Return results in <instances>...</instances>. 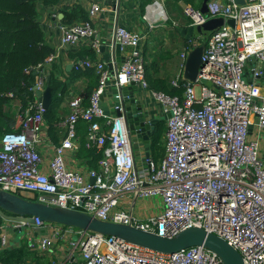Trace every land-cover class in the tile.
Here are the masks:
<instances>
[{
	"label": "built area",
	"instance_id": "1",
	"mask_svg": "<svg viewBox=\"0 0 264 264\" xmlns=\"http://www.w3.org/2000/svg\"><path fill=\"white\" fill-rule=\"evenodd\" d=\"M102 10L93 5L89 14L95 17ZM183 14L192 26L216 18H223L225 25L204 46L203 67L196 83L187 81L182 98L150 89L145 61L137 49L140 36L115 25L110 44L122 46L123 64L114 74L104 62L87 60L79 66L95 71L99 85L89 105L82 97L69 103L66 137L53 146L49 163L40 150L44 108L37 98L27 108L20 107L14 131L0 141V189L19 196L32 194L53 207L132 224L166 238L191 228L204 229L236 249L244 264H264V69L259 66L264 64V0H210L207 13L186 5ZM231 19L235 27L228 25ZM61 31L63 46L96 36L90 20L62 26ZM94 47L99 51L100 43ZM182 57L186 61L187 55ZM55 58L52 54L37 68L35 95L46 87V75L39 70ZM182 79L183 75L173 86ZM131 83L149 90L165 116L170 115L164 156L158 162L148 158L146 172L136 167L124 118L107 117L100 105L109 87L121 89ZM81 120L89 124L86 148L103 153L99 171L84 173L68 166L67 155L76 149ZM129 194L136 199L159 198L162 212L140 220L116 210ZM27 227L35 233L37 229L53 232L31 243L32 251L45 252L66 241L69 264H223L204 247L163 254L38 218ZM0 238L4 243L5 237Z\"/></svg>",
	"mask_w": 264,
	"mask_h": 264
},
{
	"label": "crops",
	"instance_id": "2",
	"mask_svg": "<svg viewBox=\"0 0 264 264\" xmlns=\"http://www.w3.org/2000/svg\"><path fill=\"white\" fill-rule=\"evenodd\" d=\"M144 1L147 0H122L120 12L115 11L109 5L108 0H61L57 5L41 9V23L46 34L47 43L53 48V54L56 57L51 64L45 66L43 72L47 77V74L52 71L53 65L55 64L58 69L59 79L63 83H66L65 85L67 86L64 94L59 91V94L62 96L57 109L58 121L53 124H48L45 119V138L40 150L46 163H49L53 156V146L61 143L66 137L64 122L70 115L69 103L77 97H82L85 104L86 92L90 85L93 83L99 85L98 80H95V77H97L95 71L79 66L87 60L107 64L112 61L113 50L110 42L115 25H120L132 33L138 34L140 38L145 35L140 42V51L145 65H147V74L151 73L157 78L166 80L170 86H173V82L180 76L183 75L184 77L186 61L182 56L186 54L188 57L189 52L194 49L188 48V43L193 45L198 44L199 41L196 43L187 41L179 32L180 29L192 26L183 14L184 6L191 4H186L183 0H161L163 4H160L157 0L153 4H148L143 9ZM76 5H80L85 9L88 20L92 22L96 31V36L74 45L63 46L61 44V27L69 26L62 22L64 11ZM93 5H99L103 9L95 17H91L89 14ZM176 14H178V17ZM165 15L166 18H163ZM95 42L100 43L99 51L94 47ZM104 45L107 46L105 50H103ZM126 51H130V49ZM123 57L125 58L124 53ZM122 64L123 61L116 68H120ZM259 66L264 69V64H260ZM97 88L98 86L94 88L93 92ZM110 89L111 87L107 89V94L110 93ZM134 94L136 97L143 96L147 103L153 104L154 113L159 119L157 139L162 136L165 146L167 120H164L165 114L162 107L153 100L149 90H144L139 87L138 91ZM78 136L79 139L75 142L76 149L67 155L68 166L84 173L92 169L99 171L102 159L98 160L92 155L86 159L85 155L81 152L85 146V140H82L81 134H78ZM156 146L157 144L153 142L150 150V159L158 162L161 160V155L155 151ZM146 160V151L143 148L135 151L136 167L140 172H146L148 168ZM97 161L98 163H96ZM88 179L89 181L91 180V178ZM26 196L23 197L29 199L36 197L32 194H28V197ZM116 210L128 211L137 219L146 220L154 215L160 214L163 210V205L161 200H157L155 205L154 202L152 204V202L149 203L145 199H136L133 194H129L120 199ZM1 219L2 217L0 216V237H5V242L3 243L0 238V253L8 248L14 249L26 246L28 251L38 253L42 257L43 260L41 262L43 264H69L68 258L71 252L69 244L66 241L55 243L45 252L31 250V243L35 244L43 236L52 234L53 232L42 229L40 232L35 233L33 228H29L25 233L15 232L14 229L18 226L16 222H5ZM30 232H34V235H30L29 237ZM29 263L36 264L32 260H29Z\"/></svg>",
	"mask_w": 264,
	"mask_h": 264
},
{
	"label": "water",
	"instance_id": "3",
	"mask_svg": "<svg viewBox=\"0 0 264 264\" xmlns=\"http://www.w3.org/2000/svg\"><path fill=\"white\" fill-rule=\"evenodd\" d=\"M204 0L201 5L203 13L208 12V2ZM108 3L117 12H120L122 0H108ZM159 4V3H158ZM160 5V4H159ZM228 25L235 27V20H229ZM225 25L223 18H216L207 21L204 25L190 26L180 29V35L187 41L197 42L200 39L209 38L215 31ZM145 35L141 37L144 38ZM113 50V59L108 64L112 74L117 65L124 61L123 50L120 44L111 43ZM107 46H103V50ZM141 49V43L137 46ZM204 46L197 45L189 52L184 68V79L190 83H196L200 69L203 67ZM43 76V74H41ZM39 78V77H38ZM37 78V80H38ZM51 80L50 74H47L46 84ZM203 83L209 87L212 84L207 81ZM37 89V87H35ZM139 89V85L131 83L121 89L112 86L110 93L101 96V108L104 114L110 118H124L125 125L134 153L139 148L146 151L147 159L150 158L151 145L157 139L159 119L154 113L153 104L147 103L143 96L134 94ZM54 90L46 85L44 90L36 91V98L45 111H47L53 101ZM117 96H120L118 98ZM170 118V115L164 116V120ZM95 179L90 182L94 183ZM0 216L11 222L18 224L15 232L25 233L27 226L35 224V219L51 224H58L65 227H72L93 234H100L106 237L117 238L152 251L163 254H174L194 247H204L213 252L222 261L223 264H244L242 255L226 241L208 233L204 229L191 228L181 231L174 237L166 238L156 233L148 232L137 228L132 224L115 223L93 217L87 213L53 207L41 202L31 201L23 196L5 192L0 189ZM37 229V232H40Z\"/></svg>",
	"mask_w": 264,
	"mask_h": 264
},
{
	"label": "trees",
	"instance_id": "4",
	"mask_svg": "<svg viewBox=\"0 0 264 264\" xmlns=\"http://www.w3.org/2000/svg\"><path fill=\"white\" fill-rule=\"evenodd\" d=\"M154 1H144L143 9L148 4H153ZM183 1L200 8L203 0ZM60 2L61 0H0V141L6 133L14 131L16 116L20 107L25 109L30 102L36 100L33 88L39 75L37 68L44 65L54 53L53 48L47 43L46 34L43 30L41 9L52 7ZM86 20H88V16L85 9L76 5L64 11L62 22L70 26ZM209 38L200 39L198 44L188 43V48H195L197 45L206 46ZM145 67L147 68V65ZM43 69L44 67L39 72H43ZM49 74L51 80L47 84L54 90V95L50 108L45 111V119L48 124H53L59 119L57 109L62 96L59 91L64 94L67 86L59 79L55 64ZM95 80L99 82L98 76L95 77ZM147 81L153 91L180 98L183 97L187 84V81L182 79L178 86H170L166 80L157 78L151 73L147 74ZM97 86V83H93L87 90L86 105H89L90 97ZM14 103L17 104L16 107ZM88 126L89 124L83 120L78 124V134H81L83 141L88 134ZM155 143L157 144L155 151L161 155L162 159L165 153L162 136ZM81 152L86 159L92 155L100 160L103 156L102 152L87 150L85 146ZM29 200L38 202L37 197ZM29 260L36 262V264H43L41 262L42 257L38 253L28 251L26 246L8 248L0 253V264H31L32 262L29 263Z\"/></svg>",
	"mask_w": 264,
	"mask_h": 264
},
{
	"label": "rangeland",
	"instance_id": "5",
	"mask_svg": "<svg viewBox=\"0 0 264 264\" xmlns=\"http://www.w3.org/2000/svg\"><path fill=\"white\" fill-rule=\"evenodd\" d=\"M156 1H157V0H155L153 3H155ZM158 1H159L160 4H163V2H162L161 0H158ZM168 10H169V8H168ZM164 12H165V11H164ZM176 16L178 17V14H176ZM163 18H166V15L163 16ZM197 92H198V93L200 92V90H199L198 87H197ZM14 104H15V107H16L17 104H18V102H17V104H16V103H14ZM263 139H264V138H263ZM26 197H28V195H27ZM145 200H148L149 203L152 202V204H153V202H154V204L156 205V201H157V200H160V199H159V198H147V199H145ZM1 220L6 222V220H4L3 218H2ZM73 240H74V241H77V238H76V237H73Z\"/></svg>",
	"mask_w": 264,
	"mask_h": 264
}]
</instances>
